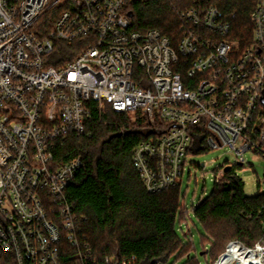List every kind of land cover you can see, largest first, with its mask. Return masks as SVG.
Segmentation results:
<instances>
[{"label": "built area", "instance_id": "1", "mask_svg": "<svg viewBox=\"0 0 264 264\" xmlns=\"http://www.w3.org/2000/svg\"><path fill=\"white\" fill-rule=\"evenodd\" d=\"M135 1L148 0H0V260L113 264L93 259L66 197L83 159L56 162L59 144L86 133L92 102L149 120L152 135L133 160L151 192L182 180L193 144L228 146L241 164L247 151L264 156V0L245 48L216 6L180 9L175 45L157 29L132 28ZM59 4L43 33L40 21ZM79 42L65 61L50 59ZM233 244L259 250L264 264L263 244Z\"/></svg>", "mask_w": 264, "mask_h": 264}, {"label": "trees", "instance_id": "2", "mask_svg": "<svg viewBox=\"0 0 264 264\" xmlns=\"http://www.w3.org/2000/svg\"><path fill=\"white\" fill-rule=\"evenodd\" d=\"M200 3L216 6L230 23L231 39L245 48L252 39L251 13L257 0H148L130 5L132 28L157 29L176 45L182 21L179 10ZM63 5L53 6L40 21L48 34ZM45 18V19H44ZM62 58L74 54L82 44H65ZM92 105V118L86 133L72 135L58 145L56 162L75 157L84 161L74 182L66 191L73 215L81 225V234L89 242L93 259L101 262L106 256L113 264L135 256L139 264H169L184 258L182 264H201L194 255L192 240L184 244L177 222H186V206L181 201V181L168 189L151 192L144 185L133 160L135 147L149 139L153 130L141 111L119 112L108 108L101 112ZM203 142L193 144L188 153L205 152ZM227 166V165H226ZM218 169L210 195L192 206L194 216L202 223V241L211 246L203 255L206 264H214L228 243L239 241L248 248L264 244V192L248 195L237 171L243 164ZM187 227L189 225L187 224ZM183 230V227H182ZM186 237H189L185 233ZM205 247V246H204ZM197 252V251H196ZM0 264H17L3 256Z\"/></svg>", "mask_w": 264, "mask_h": 264}, {"label": "rangeland", "instance_id": "3", "mask_svg": "<svg viewBox=\"0 0 264 264\" xmlns=\"http://www.w3.org/2000/svg\"><path fill=\"white\" fill-rule=\"evenodd\" d=\"M64 48H66L65 44L58 45L56 51L51 54L50 59L53 61H65L68 59L62 58L61 51ZM245 158L244 167L237 171L245 183V192L251 196L256 195L259 191L264 192V156L253 151H247ZM238 162L236 154L228 146L209 148L205 152L187 154V164L180 183L181 201L188 210L186 213L187 221L182 224L177 222V228L184 244L189 243V238L192 240L193 246H195L197 251L193 250L194 255L197 253L201 264L207 263L206 256L202 253L205 249L210 248L211 243L209 240L202 241L204 229L202 223L194 216L192 206L210 195L215 185L218 169L226 165L238 164ZM221 177L222 175L218 179ZM187 224L189 227H187ZM185 233L189 237H186ZM229 245L230 243L225 246L224 253L229 248ZM224 253L216 259L214 264L217 263ZM183 261L184 258L175 261L174 257H171L168 263L182 264Z\"/></svg>", "mask_w": 264, "mask_h": 264}, {"label": "bare ground", "instance_id": "4", "mask_svg": "<svg viewBox=\"0 0 264 264\" xmlns=\"http://www.w3.org/2000/svg\"><path fill=\"white\" fill-rule=\"evenodd\" d=\"M262 261L259 250L246 251L233 244L216 264H262Z\"/></svg>", "mask_w": 264, "mask_h": 264}, {"label": "water", "instance_id": "5", "mask_svg": "<svg viewBox=\"0 0 264 264\" xmlns=\"http://www.w3.org/2000/svg\"><path fill=\"white\" fill-rule=\"evenodd\" d=\"M263 101H264V98H263ZM238 163H239V162H238ZM239 164H241V163H239ZM229 168H230V165H227V166L225 167L224 171H227ZM206 252H208V250H206Z\"/></svg>", "mask_w": 264, "mask_h": 264}]
</instances>
